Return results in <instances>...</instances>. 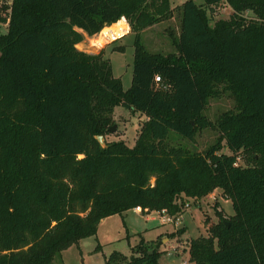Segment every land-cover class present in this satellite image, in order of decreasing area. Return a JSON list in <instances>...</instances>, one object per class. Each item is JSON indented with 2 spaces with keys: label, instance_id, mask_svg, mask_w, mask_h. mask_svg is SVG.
Masks as SVG:
<instances>
[{
  "label": "trees",
  "instance_id": "1",
  "mask_svg": "<svg viewBox=\"0 0 264 264\" xmlns=\"http://www.w3.org/2000/svg\"><path fill=\"white\" fill-rule=\"evenodd\" d=\"M11 0L0 35V264H52L101 220L131 211L177 217L184 199L216 190L233 215L188 247L193 264H264V0ZM227 20L210 26L214 8ZM175 52L145 49L142 31L173 17ZM250 12V19L244 13ZM124 17L134 34L130 87L124 91L103 51L76 45ZM114 51H123L118 46ZM155 76L160 81L155 82ZM233 110L204 115L221 93ZM123 107L145 117L132 147H101ZM219 132L201 152L171 145ZM223 143L229 154L222 153ZM245 166L236 163L238 155ZM174 237V234H171ZM154 242L105 264H158Z\"/></svg>",
  "mask_w": 264,
  "mask_h": 264
},
{
  "label": "rangeland",
  "instance_id": "2",
  "mask_svg": "<svg viewBox=\"0 0 264 264\" xmlns=\"http://www.w3.org/2000/svg\"><path fill=\"white\" fill-rule=\"evenodd\" d=\"M184 1L170 0V8L179 7ZM193 1L197 5L203 4L202 0ZM2 4L3 2H0V10ZM231 12L230 7L224 3L215 7L214 13L209 16L210 26L218 20H227ZM0 16L7 19L8 12L0 11ZM172 16L142 31V44L147 51L162 54L175 52L169 37V29L174 36L177 35L179 16L177 12H174ZM251 17L250 12L244 13V18L250 19ZM3 23V21L0 22V35L7 31ZM94 39L84 40L75 47L86 54L95 55L103 51L104 57L110 61L113 76L121 80L122 88L126 91L131 84L133 65L134 34L131 28L125 38L116 43L104 45L102 48L95 46ZM118 46H122L123 51H114ZM233 108L232 98L222 92L218 98L209 99L204 115L214 123L221 113L233 110ZM112 117L114 120L112 126L115 129L103 138V143L122 140L127 146L132 147L145 117L123 107H116ZM171 135V145L187 146L194 151L201 152L216 141L219 132L209 127L199 132L194 142H188L174 134ZM221 152L229 154L224 143ZM236 163L240 166L247 164L241 154L238 155ZM216 212H220L225 219L234 213L231 201L226 199L219 190L199 200L185 198L183 212L173 218L171 223L162 222L156 212H151L150 217L153 221H146L132 210L122 216H111L101 220L95 236L81 239L78 245H71L59 257H56L52 264H105V259L115 251L129 257L131 248L136 246L140 240L153 241L154 247L162 252L158 264H193L189 261L187 253L189 243L192 239L207 236V228L218 221ZM171 234H174V237Z\"/></svg>",
  "mask_w": 264,
  "mask_h": 264
},
{
  "label": "built area",
  "instance_id": "3",
  "mask_svg": "<svg viewBox=\"0 0 264 264\" xmlns=\"http://www.w3.org/2000/svg\"><path fill=\"white\" fill-rule=\"evenodd\" d=\"M0 2H7L6 0H0ZM130 32V25L128 21L122 17L117 22L104 27L98 34L94 36V44L96 47L102 48L104 45L116 43L123 38H125ZM155 82L158 83L160 81L159 76H155L154 78ZM134 213H136L139 216H142L144 218H150L151 212H148L147 209H142L140 207H135L132 209ZM161 218V221L164 223H171L173 218L167 215L165 210H161L156 212ZM178 220V219H176Z\"/></svg>",
  "mask_w": 264,
  "mask_h": 264
},
{
  "label": "crops",
  "instance_id": "4",
  "mask_svg": "<svg viewBox=\"0 0 264 264\" xmlns=\"http://www.w3.org/2000/svg\"><path fill=\"white\" fill-rule=\"evenodd\" d=\"M10 1H11V0H7V5L10 4ZM7 21H8V19H7ZM7 21H5V22L3 23L4 25H6V27H7V23H8ZM0 22H2V21H0ZM78 31L83 35V38H84L83 41H84V40H89V41H90V40L94 39V36H93V37H89V36H87L82 30H78ZM83 41H82V42H83ZM82 42H81V43H82ZM81 43L77 44L76 46L80 45ZM141 217H142V216H141ZM142 218H144V217H142ZM145 219H146V218H145ZM150 220L153 221V218L150 217V218H147V219H146V221H150ZM159 235H161V233H160ZM159 235H158V236H159ZM162 241L164 242L165 240H162ZM164 244H165V243H164ZM187 253H188V251H187ZM188 256H189V255H188Z\"/></svg>",
  "mask_w": 264,
  "mask_h": 264
},
{
  "label": "water",
  "instance_id": "5",
  "mask_svg": "<svg viewBox=\"0 0 264 264\" xmlns=\"http://www.w3.org/2000/svg\"><path fill=\"white\" fill-rule=\"evenodd\" d=\"M114 127L112 126L110 129H109V132H113L114 131ZM96 140L98 141V143L100 144L101 147H105V144L103 143V137L101 136H98L96 137Z\"/></svg>",
  "mask_w": 264,
  "mask_h": 264
}]
</instances>
